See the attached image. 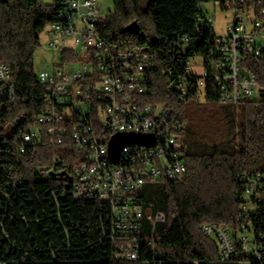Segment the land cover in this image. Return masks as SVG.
I'll use <instances>...</instances> for the list:
<instances>
[{"label":"built area","instance_id":"2783aa9c","mask_svg":"<svg viewBox=\"0 0 264 264\" xmlns=\"http://www.w3.org/2000/svg\"><path fill=\"white\" fill-rule=\"evenodd\" d=\"M100 1L62 0L58 19L46 26L43 33L62 56H55L53 69L35 72L45 87L46 107L37 116L40 127L23 131L19 147L25 152L40 145L44 126L52 144L71 136L81 152L75 165L58 154L52 167L37 169L38 178L58 183L49 192L62 248L45 238L50 257L58 259L64 248L82 257L94 248L89 238L80 247L77 238L85 229L79 222L63 221V205L73 199L100 206L97 242L111 263L163 264L156 224L165 213L145 206L140 191L148 179L183 181L187 165L179 143L183 124L170 108L147 100L153 74L162 71L182 102L205 103L210 90L218 103L232 104L239 113L244 99L263 98L247 60L264 61V0H201L193 32L144 50L107 42ZM18 95L12 69L0 63V103H14ZM116 133L152 134L156 144L129 143L114 163L109 144ZM237 180L242 189L235 198L234 221L206 222L202 230L217 244V262L264 264V172H239ZM11 187L15 193L16 184ZM14 193H6L0 205V264H21L27 252L6 228L7 220H16L8 209Z\"/></svg>","mask_w":264,"mask_h":264},{"label":"trees","instance_id":"16d2710c","mask_svg":"<svg viewBox=\"0 0 264 264\" xmlns=\"http://www.w3.org/2000/svg\"><path fill=\"white\" fill-rule=\"evenodd\" d=\"M201 0H115V10L107 15L101 32L108 43L122 48L152 49L178 33L195 30V15ZM62 0H0V63L10 66L18 83L14 103H0V205L10 198L9 213L16 220L6 221L11 237L24 242L27 252L21 264H135L111 263L97 242L100 206L69 199L63 205V221L79 222L85 234L78 235L82 249L89 238L94 248L79 257L62 249L58 259L49 256L45 238L58 243V220L49 190L58 183L38 178L39 167H52L62 154L69 165L81 161V152L71 136L61 145L51 143L42 127V143L20 150L21 134L40 127L37 116L46 105L45 87L34 72L35 52L41 33L58 19ZM250 70L264 88V61L250 58ZM205 103L182 102L162 71H155L147 100L164 104L183 124L179 143L187 176L181 182L165 179L145 181L140 196L145 206L153 204L165 218L156 224V241L163 253V264H225L216 262L218 247L202 230L206 222L231 223L237 213L236 195L242 185L239 172H264V97L244 99L239 113L232 104H220L208 90ZM238 117L239 136L236 135ZM13 132L7 135V128ZM54 217V218H53ZM146 225L147 222L145 221ZM48 231V232H47ZM39 247L36 249V247Z\"/></svg>","mask_w":264,"mask_h":264},{"label":"rangeland","instance_id":"374dc122","mask_svg":"<svg viewBox=\"0 0 264 264\" xmlns=\"http://www.w3.org/2000/svg\"><path fill=\"white\" fill-rule=\"evenodd\" d=\"M148 1L149 0H143L144 8H147ZM100 6L102 14L107 16L115 10V0H101ZM222 27V17L218 14L215 29L219 32L222 31ZM55 56H57L58 60H61L62 52L59 51L56 53L55 48L50 45L47 36L41 33V45L36 50L34 57V72H38L42 69H53ZM12 132L13 128L8 127L6 134L11 135Z\"/></svg>","mask_w":264,"mask_h":264},{"label":"water","instance_id":"95a60500","mask_svg":"<svg viewBox=\"0 0 264 264\" xmlns=\"http://www.w3.org/2000/svg\"><path fill=\"white\" fill-rule=\"evenodd\" d=\"M261 95L264 97V88H261ZM3 140L0 136V148ZM129 143H139L146 146H154L156 139L152 134H139V133H116L109 144V156L110 159L117 163L119 154L122 148Z\"/></svg>","mask_w":264,"mask_h":264}]
</instances>
